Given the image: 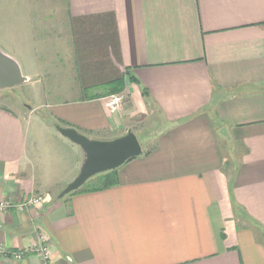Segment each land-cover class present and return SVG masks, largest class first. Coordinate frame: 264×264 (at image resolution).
Here are the masks:
<instances>
[{
    "label": "crops",
    "instance_id": "obj_1",
    "mask_svg": "<svg viewBox=\"0 0 264 264\" xmlns=\"http://www.w3.org/2000/svg\"><path fill=\"white\" fill-rule=\"evenodd\" d=\"M0 51L27 79L0 90V201L46 196L0 216V247L46 236L55 264H264V0H0ZM54 123L156 136L116 187L58 201L84 155Z\"/></svg>",
    "mask_w": 264,
    "mask_h": 264
},
{
    "label": "water",
    "instance_id": "obj_2",
    "mask_svg": "<svg viewBox=\"0 0 264 264\" xmlns=\"http://www.w3.org/2000/svg\"><path fill=\"white\" fill-rule=\"evenodd\" d=\"M26 82L27 79L22 75L19 65L0 51V90L15 88ZM56 131L80 148L84 155L77 177L60 193L59 200L80 190L92 178L120 169L128 161L142 156L144 152L138 135L132 130L109 141L90 139L73 127L57 125Z\"/></svg>",
    "mask_w": 264,
    "mask_h": 264
},
{
    "label": "built area",
    "instance_id": "obj_3",
    "mask_svg": "<svg viewBox=\"0 0 264 264\" xmlns=\"http://www.w3.org/2000/svg\"><path fill=\"white\" fill-rule=\"evenodd\" d=\"M123 102V95H113L108 99L107 106L112 112H118ZM45 201L46 196L42 194L33 195L26 202L21 204H14L8 201H0V216L4 215L6 212L14 208L19 211H23L32 207H38L40 205H43ZM30 254H36L40 256L43 259L44 264H55L52 258L51 246L47 243L46 236L42 238L41 245L21 252H11L4 247H0V257H13L14 259L20 260Z\"/></svg>",
    "mask_w": 264,
    "mask_h": 264
},
{
    "label": "trees",
    "instance_id": "obj_4",
    "mask_svg": "<svg viewBox=\"0 0 264 264\" xmlns=\"http://www.w3.org/2000/svg\"><path fill=\"white\" fill-rule=\"evenodd\" d=\"M143 96L145 98L150 97L149 92L146 89H143ZM57 125H58L57 123H54V126ZM139 137L140 136H138V138ZM143 151H144L143 154L149 153V150H147V148H145ZM118 184H119L118 170L111 171L92 178L80 190L70 194L69 196L78 193H94V192L105 191L116 187Z\"/></svg>",
    "mask_w": 264,
    "mask_h": 264
},
{
    "label": "rangeland",
    "instance_id": "obj_5",
    "mask_svg": "<svg viewBox=\"0 0 264 264\" xmlns=\"http://www.w3.org/2000/svg\"><path fill=\"white\" fill-rule=\"evenodd\" d=\"M124 96V95H123ZM125 100V97H124ZM46 113V111H44ZM35 131V132H34ZM35 134V145H34V150L36 149L39 153L42 151L43 153L46 154L48 153L47 149H46V131L44 128L42 127H36V128H32V132L31 135ZM138 136L140 143L142 145L143 150L146 148L151 147V145L148 146V143L146 142L149 138H151V140H153L155 138V132L153 130L148 129L146 126H138ZM37 141H39L40 143L37 144ZM68 196H66L67 198Z\"/></svg>",
    "mask_w": 264,
    "mask_h": 264
}]
</instances>
